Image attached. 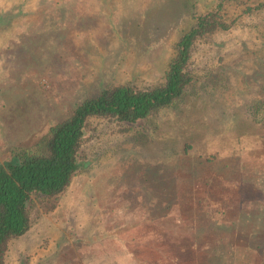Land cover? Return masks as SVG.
Segmentation results:
<instances>
[{
	"label": "rangeland",
	"instance_id": "rangeland-1",
	"mask_svg": "<svg viewBox=\"0 0 264 264\" xmlns=\"http://www.w3.org/2000/svg\"><path fill=\"white\" fill-rule=\"evenodd\" d=\"M220 1L0 0V165L86 97L163 83L180 37ZM245 8L225 2L230 26L196 43L194 80L174 106L135 125L89 120L81 169L63 193L36 199L5 264L207 262L219 239L207 225L225 215L201 217L205 191L190 174L198 156L231 158L216 190L227 185L233 208L264 207V120L252 114L264 100V10ZM201 229L209 239L196 241Z\"/></svg>",
	"mask_w": 264,
	"mask_h": 264
},
{
	"label": "trees",
	"instance_id": "trees-1",
	"mask_svg": "<svg viewBox=\"0 0 264 264\" xmlns=\"http://www.w3.org/2000/svg\"><path fill=\"white\" fill-rule=\"evenodd\" d=\"M229 1L244 3L243 11L249 14L264 10V0L220 1L218 10L199 15L196 23L180 37L163 83L142 89L130 84H114L86 97L74 107L71 115L51 125L40 141L21 149L0 165V264H5L11 241L31 228L36 199L63 193L81 169L80 152L91 118L115 119L135 125L161 108L174 106L185 95L194 80L189 69L194 47L200 39L229 28L220 12ZM252 108L255 120H264V100H257ZM230 159L198 156L194 164L191 163V186L200 181L205 191L198 198L201 217L213 219L217 213L225 215L223 221L214 220L207 225L218 231L219 239L215 249H206L210 255L203 264H264V247L258 243L253 245L248 239L250 231H255L253 236L264 235V207L257 204L250 211L239 210L238 206L233 208L227 185L222 191L216 190L226 184L216 181V173L226 179L233 166ZM198 190L201 189H194ZM199 239H209L204 229L196 233V241ZM152 262L157 263L159 259Z\"/></svg>",
	"mask_w": 264,
	"mask_h": 264
},
{
	"label": "crops",
	"instance_id": "crops-1",
	"mask_svg": "<svg viewBox=\"0 0 264 264\" xmlns=\"http://www.w3.org/2000/svg\"><path fill=\"white\" fill-rule=\"evenodd\" d=\"M28 232H29V230H28L25 234H23L22 236H25ZM20 237H21V236H20Z\"/></svg>",
	"mask_w": 264,
	"mask_h": 264
}]
</instances>
